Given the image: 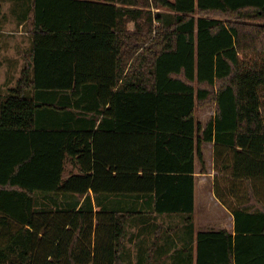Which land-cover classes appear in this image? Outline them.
<instances>
[{"label":"trees","instance_id":"obj_1","mask_svg":"<svg viewBox=\"0 0 264 264\" xmlns=\"http://www.w3.org/2000/svg\"><path fill=\"white\" fill-rule=\"evenodd\" d=\"M12 1L31 44L0 96V264H264V0ZM208 143L233 231L195 230Z\"/></svg>","mask_w":264,"mask_h":264},{"label":"rangeland","instance_id":"obj_2","mask_svg":"<svg viewBox=\"0 0 264 264\" xmlns=\"http://www.w3.org/2000/svg\"><path fill=\"white\" fill-rule=\"evenodd\" d=\"M4 6H6V8L4 9L3 7V10H2L3 15L13 14L12 11L8 10L11 6L17 9V13H16L17 19L19 18L21 14H23V12H25L24 3H17L15 1L10 0V2L8 1L7 5H4ZM152 11L154 13H156V11H160L163 14L170 15V11L166 9L152 8ZM166 22L168 21L166 20ZM156 24L157 23L154 21L153 25L156 26ZM3 26L4 24L2 25V29H4V31L16 32L17 30L12 24H8V25L6 24L4 27ZM128 27L130 30H132L134 27L133 23H130ZM2 29H0V31ZM153 35H155L154 29L152 30V36ZM1 41H3V37L0 39V43ZM8 42L12 47L10 50H5L4 48L0 47V60L3 58L5 53L6 55L7 54L14 55L15 57L21 58L20 55H23L22 51H24L25 53L29 45L28 38H20V37H15L13 39L9 38ZM0 75L3 76V73L1 74L0 72ZM15 76H17V73ZM4 90L5 89H0V93L3 92ZM197 115H198L199 120L203 124H205L214 115V106L210 105L204 109L199 110ZM204 154H205V160H206V166H205L206 173L199 172V176H198V183H200L201 187L204 186V188L198 187V190H199L198 203H197L198 209L195 214V230L196 231L204 230V229H220L222 227H226L229 221L227 217L228 215H226L227 214L226 211L222 210L219 206L214 207V210H213L214 213L210 212V210L206 211L205 209L202 208L204 207V205H206V202L209 205H212L214 202H216L215 182L220 185L223 191H225L228 185V181H229L228 175L224 173L223 171H220L222 168L221 165L217 166L215 164V154H214V149H213L212 144L208 143L204 145ZM69 169H71V167H69ZM200 169H201V166L198 165V171H200ZM204 193L206 195H204ZM244 193H245L244 189L239 191L240 196L244 195ZM261 196H262V199L264 200L263 192ZM226 198L231 199V200L234 199L233 197L228 198L227 196ZM183 218H184V215H178V214L173 215V216H170V215L161 216L160 215L157 217V222L162 223L164 227L173 226L176 232H173L171 235L173 236V238H175L176 233L180 234L182 233V231L184 232V230L189 229L188 225L184 223ZM177 241L180 247H184L185 244L183 243V241L179 239ZM184 241L186 242L188 241V239L185 237ZM165 264H171L170 260H166Z\"/></svg>","mask_w":264,"mask_h":264},{"label":"crops","instance_id":"obj_3","mask_svg":"<svg viewBox=\"0 0 264 264\" xmlns=\"http://www.w3.org/2000/svg\"><path fill=\"white\" fill-rule=\"evenodd\" d=\"M4 5H7V3L4 4ZM5 8H6V6H4V9ZM10 8L8 9L9 11H10ZM20 17L21 16H19V18L17 19L16 15L7 14V20L5 21L4 26L6 24L7 25L8 24H12V25H14V27L17 30H16V32H12V31L10 32V31H4V29H2L0 31V39L3 37V41H1L0 47L4 48L5 50H10L12 46L8 42L9 38L10 39H13L15 37L28 38L29 45H28V48L25 51V53H26L28 51V49H29L30 44H31L30 35L28 34V32L24 31V29H25L24 28V23L22 22V19ZM18 22H19V24H18ZM2 32H4V33H2ZM3 34H4V36H3ZM22 52H23V55H20L21 58L15 57L14 55H9V54L6 55V53H5L3 58L0 60V72H1V74L3 73V76L0 75V89H5L3 92L0 93V96L5 95V93L7 92L8 88L14 86L16 81H17V79L20 77L21 70L23 68V59H24V54H25L24 51H22ZM16 73H17V76H15ZM198 187L199 188L201 187L200 183L197 184V203H198V196H199ZM201 188H204V186H202ZM204 195H206V194L204 193ZM218 206L222 210H225L226 213H227L226 215H228L227 217H228L229 221H228L226 227H224V228H227L228 230L233 231V229H234L233 216L228 210L225 209V207L220 205V203H219V201L217 199H216V202H214L212 205H209L206 202V205H204V207H202V208L205 209L206 211L210 210V212L214 213V211H213L214 207H218ZM197 209H198V205H197ZM132 231H136L137 232L136 229H134ZM174 240L176 241V239H174ZM129 246H130L131 252L133 253L132 255H134L136 253V250H135V248H133V244H130Z\"/></svg>","mask_w":264,"mask_h":264}]
</instances>
